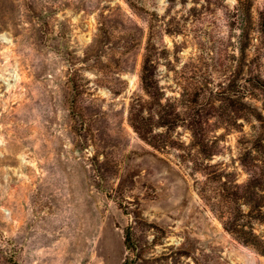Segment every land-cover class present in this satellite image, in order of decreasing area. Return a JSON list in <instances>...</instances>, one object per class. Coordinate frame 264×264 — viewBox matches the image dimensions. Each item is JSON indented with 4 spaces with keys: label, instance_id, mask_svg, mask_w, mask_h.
Instances as JSON below:
<instances>
[{
    "label": "rangeland",
    "instance_id": "obj_1",
    "mask_svg": "<svg viewBox=\"0 0 264 264\" xmlns=\"http://www.w3.org/2000/svg\"><path fill=\"white\" fill-rule=\"evenodd\" d=\"M263 196L264 0H0V264H264Z\"/></svg>",
    "mask_w": 264,
    "mask_h": 264
},
{
    "label": "trees",
    "instance_id": "obj_2",
    "mask_svg": "<svg viewBox=\"0 0 264 264\" xmlns=\"http://www.w3.org/2000/svg\"><path fill=\"white\" fill-rule=\"evenodd\" d=\"M140 82L146 94L150 98L155 99L156 101H159L160 99L159 95H160L162 87L160 86L157 80H155L154 78L150 76V72L148 71L145 60L142 64ZM158 105L160 106L161 104L159 103ZM144 107L145 105L140 103V100L138 98H133V101L130 103V107H129V119H130L131 125L139 133L141 132L140 130L141 123L140 121H137L138 120L137 116H138V111H140V109ZM176 122H177V117L173 116L172 118H169V119L162 118V120L159 122V125L169 127V126L175 125ZM253 211H256V209H254V207L253 209L252 207H250V210L244 215L248 217L249 223L248 221L247 223L246 222L238 223L237 221L238 218L227 220V221H224L223 223L228 231L242 238V241L244 243L252 245V247L257 252L264 255V237L263 235L256 233L253 227L254 221L264 226V210L259 208L257 212L253 213ZM245 227H247L248 229L245 230L244 229Z\"/></svg>",
    "mask_w": 264,
    "mask_h": 264
}]
</instances>
